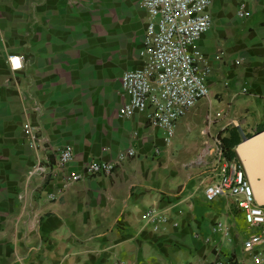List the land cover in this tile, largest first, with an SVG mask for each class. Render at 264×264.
Masks as SVG:
<instances>
[{"label":"crops","instance_id":"0c3cea01","mask_svg":"<svg viewBox=\"0 0 264 264\" xmlns=\"http://www.w3.org/2000/svg\"><path fill=\"white\" fill-rule=\"evenodd\" d=\"M210 13L193 52L211 94L168 141L151 108L121 114L122 77L145 65L141 0H0V264H253L242 213L204 187L225 138L264 130V0H212ZM91 162L116 167L68 184Z\"/></svg>","mask_w":264,"mask_h":264},{"label":"built area","instance_id":"2783aa9c","mask_svg":"<svg viewBox=\"0 0 264 264\" xmlns=\"http://www.w3.org/2000/svg\"><path fill=\"white\" fill-rule=\"evenodd\" d=\"M141 5L149 15L142 51L145 65L142 69L126 72L122 77L129 101L121 109V114L130 116L137 110L151 108L152 122L165 129L170 141L175 137L179 122L211 94L206 81L209 68L201 69L204 56L193 52V49L212 26V0H141ZM241 15L244 16L245 12ZM10 64L12 70H21L22 57L11 56ZM25 131L36 139L29 124L25 125ZM218 153L217 179L204 187V194L209 201L225 197L242 213L252 230L245 249L251 254L253 264H264V206L258 202L240 159L227 158L223 149ZM134 154L133 150H129L120 155V160ZM74 157L73 148L61 149L57 154L59 170L67 167ZM115 167L109 162H91L83 173L69 176L68 184L79 182L86 176L110 175ZM45 170L39 164L35 174H43ZM148 219L155 224L157 220L166 221L165 217H157L153 211L148 213ZM225 230V234L229 235V229ZM217 264L243 263L229 259Z\"/></svg>","mask_w":264,"mask_h":264},{"label":"water","instance_id":"95a60500","mask_svg":"<svg viewBox=\"0 0 264 264\" xmlns=\"http://www.w3.org/2000/svg\"><path fill=\"white\" fill-rule=\"evenodd\" d=\"M258 202L264 206V130L245 138L236 148Z\"/></svg>","mask_w":264,"mask_h":264},{"label":"trees","instance_id":"16d2710c","mask_svg":"<svg viewBox=\"0 0 264 264\" xmlns=\"http://www.w3.org/2000/svg\"><path fill=\"white\" fill-rule=\"evenodd\" d=\"M235 136L236 137L234 138V140L229 141L228 139L225 138L223 141L224 143L223 150L225 152L226 157L229 159H234L238 157L235 149L239 145L242 139L238 137L236 134Z\"/></svg>","mask_w":264,"mask_h":264},{"label":"rangeland","instance_id":"374dc122","mask_svg":"<svg viewBox=\"0 0 264 264\" xmlns=\"http://www.w3.org/2000/svg\"><path fill=\"white\" fill-rule=\"evenodd\" d=\"M200 208H201V209H205V207H204V206H200Z\"/></svg>","mask_w":264,"mask_h":264}]
</instances>
